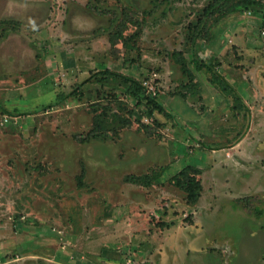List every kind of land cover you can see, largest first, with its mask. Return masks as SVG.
Listing matches in <instances>:
<instances>
[{"label": "rangeland", "instance_id": "obj_1", "mask_svg": "<svg viewBox=\"0 0 264 264\" xmlns=\"http://www.w3.org/2000/svg\"><path fill=\"white\" fill-rule=\"evenodd\" d=\"M17 1L26 4L19 31L0 32V118L9 116L0 121V206L14 224L30 226L27 213L50 217L43 223L57 247L76 251H60L63 264H103L94 257L102 253L119 264H172L154 257L172 226L187 230L185 263L199 251L194 264H264L262 15H230L198 47L237 99L193 64L192 37L212 0ZM122 22L126 40L112 49ZM174 52L186 56L197 92ZM105 69L138 79L146 93L131 96L130 83ZM150 96L174 117L154 112ZM96 116L106 129L85 140ZM188 165L201 170L195 205L172 183ZM146 174L158 175L150 187L125 181ZM145 242L151 254L135 256L131 245ZM18 256L11 250L0 264Z\"/></svg>", "mask_w": 264, "mask_h": 264}, {"label": "trees", "instance_id": "obj_2", "mask_svg": "<svg viewBox=\"0 0 264 264\" xmlns=\"http://www.w3.org/2000/svg\"><path fill=\"white\" fill-rule=\"evenodd\" d=\"M256 11L262 15L259 23L264 24V0H212L210 4L204 9L202 16L198 21V25L195 29V33L192 37V47H193V64H195L198 71L207 69L212 74L211 82L221 88L223 92L230 96H234L237 99L239 98L236 95L235 90L229 82L223 78L218 73L217 66L205 62L203 59L198 57V47L202 46V43H210L215 39L214 30L216 25L220 23L223 19L230 15L237 13H245L248 11ZM19 21L12 19H3L0 21V32L3 37H7L11 33H17L20 28ZM20 23V22H19ZM126 23L122 22L113 34L109 37V42L112 46V49L117 47L119 41L126 40L124 36V31L126 30ZM173 57L175 58L177 64L180 66L181 71L184 76L189 79L191 84V92H197L198 83L195 82V75L189 67V62L187 61L186 56L182 52H174ZM103 75L111 78H120L123 81L129 82V94L135 98L143 97V94L146 93V88L143 86L142 82L138 79L130 77L128 75L105 69L102 71ZM149 105L153 106V110L164 113L168 117H174L167 108L154 96H150L148 100ZM9 112V111H7ZM18 117V116H14ZM100 116H96L94 120V128L88 134V137L85 140H91L92 138L97 137L98 132L104 131L105 124L100 120ZM5 118H8L6 121ZM16 119V118H13ZM0 121L4 123H9V116L3 115L0 118ZM201 170L193 165H188L179 171L172 179L174 186L186 193L187 200L190 204L195 205L202 193V182L200 179ZM158 179V175H129L125 178L127 183L141 185L144 187H150L155 180ZM263 214L262 211H259V215Z\"/></svg>", "mask_w": 264, "mask_h": 264}, {"label": "crops", "instance_id": "obj_3", "mask_svg": "<svg viewBox=\"0 0 264 264\" xmlns=\"http://www.w3.org/2000/svg\"><path fill=\"white\" fill-rule=\"evenodd\" d=\"M14 2L18 4L19 6H25L24 1H17V0H6L5 5L3 8V17H9L11 16L10 13H8V3L9 2ZM14 8V6H13ZM7 9V10H6ZM12 12V10H10ZM7 19V18H3ZM15 120V119H13ZM13 211H6L3 206H0V258L3 257L4 254H8L11 252V250H16L17 252L21 253V257H17L13 260H10L8 262H3L1 264H12L13 262H18L17 264H63V261L59 260V252L61 251L62 253L64 251H69V252H75L73 250H66L60 247H57V244L55 243V239L53 238L54 235L51 233L53 230H46L45 227L47 224L43 223V219L45 220H51L50 217L47 216H42L40 218L39 215L34 214V213H27L29 217L32 218V223H30V226L27 224H24L25 230L19 229L20 226H17L19 222H16L17 224H14V216H13ZM26 214V213H25ZM31 215V216H30ZM27 219V216H22L21 220ZM20 220V221H21ZM35 220H40L41 223L39 225L34 222ZM25 223V222H24ZM35 224V226H33ZM194 225H199V223L194 224ZM33 226V227H32ZM42 227V228H41ZM183 227L185 226H180V227H174L172 226L171 228H166V234L163 235L165 238V252L163 256L161 253L156 252L154 254L155 260H159V262H162L163 257L165 260H170L172 264H194V261L198 258L197 256L200 255L198 252L193 253L192 259H189L188 263H185L184 260L186 258L190 257V251L188 249V242H190L188 239L185 238V233L187 230H185ZM56 231V230H55ZM54 231V232H55ZM158 233L161 232H154V233H149L151 234V238H154L155 241L158 242V244L161 245V243L158 240L162 241L163 236L160 237ZM154 234V235H153ZM253 235V232L252 234ZM254 236V235H253ZM260 239V237H259ZM132 238V242H133ZM138 241V239H136ZM259 242V241H258ZM142 243V242H141ZM141 243L131 245L134 248L135 251V256H142V255H137V252H148V254H151V250L153 249L154 244L151 242H145L147 245L142 247ZM127 244L126 246H128ZM258 246V244H256ZM255 246V244L253 245ZM86 247H83V254H85L88 251H85ZM254 250V247H252ZM261 253H264V247L262 248ZM107 252L108 250L105 249ZM132 250V249H130ZM159 251V250H158ZM195 251V250H194ZM79 252V251H77ZM103 254V253H102ZM100 255V256H94L98 258V261L105 264H119L118 262L112 260V258H108L107 254L105 255ZM87 255V253H86ZM195 255H197L195 257ZM91 256V255H90ZM85 258V257H84ZM199 259V258H198ZM87 259H85L86 261ZM97 261V262H98ZM180 261H182L180 263ZM184 261V262H183ZM80 262V261H79ZM200 262V261H199ZM80 264H82L80 262ZM196 264V263H195ZM201 264V263H200Z\"/></svg>", "mask_w": 264, "mask_h": 264}, {"label": "flooded vegetation", "instance_id": "obj_4", "mask_svg": "<svg viewBox=\"0 0 264 264\" xmlns=\"http://www.w3.org/2000/svg\"><path fill=\"white\" fill-rule=\"evenodd\" d=\"M8 13H10L11 16L9 17H4V18H7V19H12V20H16V21H19L21 22V17L23 16V8L24 6H19L18 4L14 3V2H9L8 3ZM14 6V8H13ZM12 10V12L10 11Z\"/></svg>", "mask_w": 264, "mask_h": 264}, {"label": "built area", "instance_id": "obj_5", "mask_svg": "<svg viewBox=\"0 0 264 264\" xmlns=\"http://www.w3.org/2000/svg\"><path fill=\"white\" fill-rule=\"evenodd\" d=\"M5 120L7 121V120H8V118H5Z\"/></svg>", "mask_w": 264, "mask_h": 264}]
</instances>
